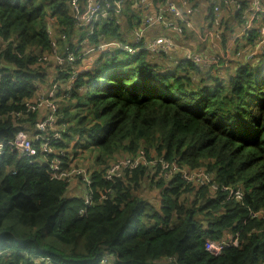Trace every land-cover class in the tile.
<instances>
[{"label": "trees", "instance_id": "obj_1", "mask_svg": "<svg viewBox=\"0 0 264 264\" xmlns=\"http://www.w3.org/2000/svg\"><path fill=\"white\" fill-rule=\"evenodd\" d=\"M128 13L126 6L119 27L138 23ZM50 26L59 55L85 39L97 43L74 26L67 0H0V141L38 118L25 102L48 82L51 63L38 59L50 53ZM118 31L101 29L107 38H120ZM94 61L64 90L70 94L57 118L69 154L79 162L89 155L81 165L92 171L95 200L80 214L82 200L67 194V182L6 150L0 264H99L104 253L116 264H264V216L257 214L264 211V53L226 78L190 63L168 71L143 54L106 52ZM55 68L64 86L73 70ZM139 150L174 161L179 171L166 177L159 166L141 164L104 178L111 164ZM197 169L211 182L182 177L181 170ZM232 239L237 244L217 256L204 248Z\"/></svg>", "mask_w": 264, "mask_h": 264}, {"label": "built area", "instance_id": "obj_2", "mask_svg": "<svg viewBox=\"0 0 264 264\" xmlns=\"http://www.w3.org/2000/svg\"><path fill=\"white\" fill-rule=\"evenodd\" d=\"M233 1L204 0L208 17L201 27V35L198 33L197 39L200 43H205L209 38L221 43L224 34L222 8H225L228 2ZM67 2L74 26L83 30L88 37L97 35V43L89 44V40L85 39L74 47L73 51L66 48L61 53L62 55H59V47L53 37L54 29L52 26L48 28V33L52 36L51 50L50 53L38 59L41 62L54 60L49 67L48 82L46 86L39 85L33 97L26 99L25 102L27 112L37 114L38 118L33 122H28L26 127L18 129L12 139L0 141V162L6 150L15 149L29 163L45 167L51 179L65 181L68 187L78 183L82 190L80 195L82 208L79 209V213L83 214L95 200L91 180L92 171L86 166L79 165L63 146V132L57 117L61 102L70 94L64 90L70 89L74 79L94 64L95 61L91 55L96 53L95 57H97L106 52L131 56L143 54L153 61L160 62L171 53L182 50L185 59L183 61L202 72L213 74L218 68L223 70L237 67L238 69L247 63L246 60L249 63L253 62L259 54L264 53V5L260 0H251L248 4L241 0L239 3L236 1L241 10L233 25L239 29V32L235 34L232 26L229 39L233 41L238 34V40L242 39L240 43L247 42L252 46L244 53L246 59L244 61L240 58L238 51L231 50L229 47L220 52L213 50L205 53L208 49L196 52L188 49L185 44L183 46L176 39L174 34L181 36L184 34V28L191 27V17L198 7L197 0H67ZM126 6L129 7L128 14L137 16L134 22L138 23L127 28L119 27L117 19L125 15ZM241 11H243L242 14ZM253 21H261V23L256 26L252 25ZM51 22H54L53 18ZM105 26L117 27L121 37L107 38L101 32ZM167 31H170L172 35H168ZM99 39L102 41L98 45ZM238 59L241 63L236 66L234 61ZM84 61L87 64L84 65ZM64 64L69 65L73 73L63 86L58 80L59 70L55 67ZM191 78L196 79L194 76ZM141 164L159 166L165 171L163 174L166 177L179 171L174 161L169 162L163 158L151 159L143 150H139L133 156L122 157L111 164L106 169L104 178L108 181L121 178L124 172H131ZM181 173L186 181L195 184L204 185L212 180V175L204 169L193 170L189 173L181 170ZM229 193L235 198L241 197L239 190L230 189ZM109 194L111 192L108 190L102 192L99 201ZM257 214L264 216V211L260 210ZM236 244V239L229 242L209 240L204 244V248L210 254L217 256L225 247ZM47 259L42 258L41 260ZM99 264L116 263L112 254L104 253Z\"/></svg>", "mask_w": 264, "mask_h": 264}, {"label": "crops", "instance_id": "obj_3", "mask_svg": "<svg viewBox=\"0 0 264 264\" xmlns=\"http://www.w3.org/2000/svg\"><path fill=\"white\" fill-rule=\"evenodd\" d=\"M236 1L237 3H239V0H234L233 2H228L225 5V8H222L224 34H223L221 43L217 42L216 40L212 38H209L205 43H200L199 40L197 39L198 33H200L201 35V31H202L201 27L203 26L204 21L208 17V12L206 10V6L204 5V0H197L198 7L191 17V27L184 28L183 35L178 36L174 34V36L183 46L185 44V46L190 50L199 52V51L208 49L207 51H205V53L207 52L209 53V51H213V50H215V52H220V50H225L226 48L229 47L231 50L234 49L235 51H238L240 53V58L245 61L246 59H245L244 53L247 50H250L252 46L248 44L247 42L240 43L242 39L238 40V34L236 35L237 37H235L233 41L229 39L232 26H233V32L235 34L239 32V29L235 28V26L233 25L236 19H238V16L241 10V8L237 6ZM241 1L248 4L250 3L251 0H241ZM260 1H261V4L264 5V0H260ZM242 13L243 11H241V14ZM260 23L261 21H256V22L253 21L252 25L258 26ZM167 34L170 36L172 35L170 31H167ZM96 59L97 57L94 58L93 60H96ZM183 60L185 59H184V52L182 50L171 53L170 55H168V57H166V59L162 63V64L170 65V66L169 67L163 66V68L164 69L171 68L169 69V71L179 72L180 71L179 67L185 63ZM176 62H178V64H174ZM246 62L248 61L246 60ZM234 63L237 66L239 63H241V61L238 59V60H235ZM236 70H237V67L230 68V69H223V70L221 68H218L214 71L213 75L217 78H226L229 74H234ZM186 72L188 75H191V76H194L195 74L194 70H191V69H187ZM81 192L82 190L78 183H74L72 186H69L67 189V194L69 193L75 197L80 196Z\"/></svg>", "mask_w": 264, "mask_h": 264}, {"label": "rangeland", "instance_id": "obj_4", "mask_svg": "<svg viewBox=\"0 0 264 264\" xmlns=\"http://www.w3.org/2000/svg\"><path fill=\"white\" fill-rule=\"evenodd\" d=\"M101 39H99V43H98V45L101 43ZM93 43V42H92ZM97 45V46H98ZM95 56H96V53L95 54H93V55H91V57H93V58H95ZM54 60H52V62H53ZM48 62H50V63H52L51 61H48ZM82 62V60L80 61V63ZM164 62V60H162V61H160L159 62V64L161 65V66H167V67H169L170 65H165V64H162ZM85 64H87V62L86 61H84V65ZM169 69H171V68H167L166 70H168L169 71ZM178 72V71H177ZM179 72H181V70L179 71ZM178 72V73H179ZM69 98V97H68ZM67 98V99H68ZM68 100H65V102H67ZM83 156L85 157V159H82V160H80V162L77 160V159H75V161L79 164V165H81V163H83L84 164V162L86 163L87 162V160H86V158L89 156L87 153H84L83 154ZM85 160V161H84ZM87 167V166H86ZM159 169H160V172L161 173H164L165 171H163V170H161V168L159 167ZM195 184V183H194ZM145 194H147V196L149 197V194H150V192H149V190H146L145 191Z\"/></svg>", "mask_w": 264, "mask_h": 264}]
</instances>
